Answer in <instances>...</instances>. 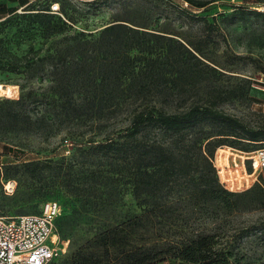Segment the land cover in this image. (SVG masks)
I'll return each instance as SVG.
<instances>
[{"label":"rangeland","instance_id":"rangeland-1","mask_svg":"<svg viewBox=\"0 0 264 264\" xmlns=\"http://www.w3.org/2000/svg\"><path fill=\"white\" fill-rule=\"evenodd\" d=\"M192 1L206 5L199 7L190 0H60L58 5L64 11L59 9L56 14L66 20L67 13L72 19L67 21V31L48 40L41 38L23 17L27 8L0 22V215L37 214L46 203L57 202L58 219L72 210L81 213L77 224L80 236L87 239L140 214V199L134 197L127 181L121 191L117 190L118 181L111 179H100V189L95 192L88 190L94 181L89 160L103 176L115 177L109 172L113 158L97 155L91 147L125 129L137 108L155 106L175 113L216 102L217 108L250 127H264V16L258 13H264V0ZM52 2L55 1L36 0L33 6L40 10ZM120 22L154 34L147 36L153 51L168 44L174 48L183 44L198 60L187 53L180 58L183 81L177 87L169 84L164 91L151 87L135 97H124L119 111L113 106L100 111L90 101L98 102L107 95L97 87L100 78L92 85L81 74L83 58L90 61L96 55L83 43L96 39L98 31L111 23ZM143 55L150 56L146 52ZM7 59L18 64L19 73L6 69ZM98 59L104 58L100 55ZM20 99V103H10ZM70 101L83 108L72 111ZM15 112L19 118L13 116ZM28 116L38 129H26ZM208 128L205 126V130ZM200 130L163 136L159 130L149 128L147 135L160 134L167 145L195 158L201 156L197 148L187 150L194 139L203 136ZM262 143L247 144L249 149H255ZM219 149H230L229 165L243 176L241 156L246 152L220 146L214 154L216 166ZM62 157L81 164L79 172H73L68 179L53 176L47 168L41 171L42 177H33L24 164ZM191 169L193 177L171 179L144 205L158 214L151 218L148 239L212 233L220 242L235 245V254L243 256L247 264H264V192L255 185L246 188L241 180L240 187L231 190L243 193L238 198L239 205L228 209L198 197V174L203 166ZM228 173L236 177L231 170ZM55 234L62 254L49 264H62L72 239L57 229Z\"/></svg>","mask_w":264,"mask_h":264},{"label":"trees","instance_id":"trees-1","mask_svg":"<svg viewBox=\"0 0 264 264\" xmlns=\"http://www.w3.org/2000/svg\"><path fill=\"white\" fill-rule=\"evenodd\" d=\"M54 1L47 8L40 10H37L34 4L25 7L27 9L23 17L44 40L67 31L69 28L67 21L71 22L72 19L67 13L66 20H63L52 12L53 3L60 4V0ZM190 1L199 7L206 5L205 2ZM59 9L64 11L63 6L59 5ZM15 11L16 9L11 12L15 14ZM258 13L264 16L263 12ZM147 36L155 35L120 22L111 23L98 31L96 39L84 41V47L96 51V55L90 61L83 58L81 74L84 75L85 81L92 85L100 78L97 87L107 95L98 102L90 101L92 107L96 105L103 111L113 106L119 111L126 98L140 95L146 89L158 87L164 91L169 84H175L174 87L181 84L183 70L180 67V58L186 53L197 59L196 56L183 44H179L177 48L168 44L160 46L158 51H153L154 46L150 44ZM145 52L150 56H144ZM100 55L104 59L99 60ZM7 60L6 69L19 73L18 64ZM25 65L27 67V64ZM75 83H79L78 80L75 79ZM124 97L126 98L123 99ZM21 101L22 99L10 103ZM216 105V102L203 106L193 105L184 112L175 113L164 112L155 106L137 108L125 129L115 136L94 142L91 148L95 154L113 158V168L109 172L114 173L115 177L103 176L99 168L91 167L92 160H89L91 168L89 171L94 181L88 190L95 192L100 189V179H111L118 181L117 190L121 191V185L127 181L131 185L134 197L140 199L139 206L142 212L116 225L101 229L87 239L80 236L77 224L81 215L79 211L72 210L67 215L57 218L58 233L72 239L70 251L62 264H158L166 260H169L170 264H247L243 256L238 257L235 254V245L220 242L212 233L161 236L153 241L147 237L151 218L158 217V214L151 213L144 205L157 196L171 179L193 177L195 173L191 168L194 165L203 166V171L198 174L199 182L196 187L200 199L221 203L228 209L238 207V198L242 197L243 193L230 191L221 185L213 161L214 154L220 146H229L243 152L263 147L264 143L258 148L249 149L247 143L263 142L264 127L252 128L238 117L220 110ZM68 107L72 111L83 108L81 104L71 101ZM1 109L0 107V113ZM13 116L19 118L16 112ZM25 123L28 130L38 129L30 116L25 118ZM205 126L209 128L205 130ZM149 128L159 130L163 136L182 135L187 130L201 128L203 136L194 139L191 148L187 150L190 152L191 149L197 148L201 156L194 158L167 145L160 134L149 137L147 135ZM229 150L225 149L219 153L220 165L229 164L227 153ZM24 164L30 168L33 177H42L41 171L47 168L53 176L62 177L61 179L70 178L73 172L78 173L81 166L77 160L65 157L47 160L44 163L26 161ZM98 171L100 176L96 175ZM235 175L237 178L232 176V180L229 181H234V185L238 186L242 177ZM255 186L264 192V186L259 184Z\"/></svg>","mask_w":264,"mask_h":264},{"label":"built area","instance_id":"built-area-1","mask_svg":"<svg viewBox=\"0 0 264 264\" xmlns=\"http://www.w3.org/2000/svg\"><path fill=\"white\" fill-rule=\"evenodd\" d=\"M58 11V4L52 6V12ZM242 158L241 167L244 175H241V180H244L246 188L256 184L264 186V146L246 152ZM214 165L221 185L228 190L230 188V191L240 187L234 185V181L222 177L224 171L228 169L232 174L239 169L232 170L229 164L224 168ZM235 166L238 167L239 164ZM241 180L239 184H242ZM59 214L58 203L48 202L37 214L0 215V264H49L60 251L55 234Z\"/></svg>","mask_w":264,"mask_h":264},{"label":"crops","instance_id":"crops-1","mask_svg":"<svg viewBox=\"0 0 264 264\" xmlns=\"http://www.w3.org/2000/svg\"><path fill=\"white\" fill-rule=\"evenodd\" d=\"M36 0H0V22L7 19L14 13H12V10H15L16 12H19L21 9L32 5ZM0 101H1V95H0Z\"/></svg>","mask_w":264,"mask_h":264},{"label":"bare ground","instance_id":"bare-ground-1","mask_svg":"<svg viewBox=\"0 0 264 264\" xmlns=\"http://www.w3.org/2000/svg\"><path fill=\"white\" fill-rule=\"evenodd\" d=\"M221 149H222V148H221ZM221 149L218 150V151H219V152H218V155H219V153H220L221 151H224V150H221ZM216 161L218 162V157H217V160H216ZM217 164H218L220 167H222V168H224L225 166H227V165H220L219 162H218ZM228 172H229V171H227V172L224 171V174H223L224 176H222V177L225 178V179H228V180H232L233 177H232L231 175H229V176L227 175L229 178H228V177H227V178L225 177V174L228 173ZM235 174H236V172H235ZM235 174H234V175H235ZM236 178H237V177H236ZM54 239H55V237H54Z\"/></svg>","mask_w":264,"mask_h":264},{"label":"water","instance_id":"water-1","mask_svg":"<svg viewBox=\"0 0 264 264\" xmlns=\"http://www.w3.org/2000/svg\"><path fill=\"white\" fill-rule=\"evenodd\" d=\"M62 254V251L60 250L59 252H58V255H61Z\"/></svg>","mask_w":264,"mask_h":264}]
</instances>
